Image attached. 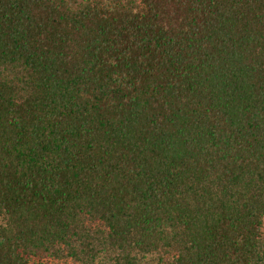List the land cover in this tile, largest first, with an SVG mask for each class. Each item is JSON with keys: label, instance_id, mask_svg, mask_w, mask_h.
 Returning <instances> with one entry per match:
<instances>
[{"label": "trees", "instance_id": "trees-1", "mask_svg": "<svg viewBox=\"0 0 264 264\" xmlns=\"http://www.w3.org/2000/svg\"><path fill=\"white\" fill-rule=\"evenodd\" d=\"M0 264H264V0H0Z\"/></svg>", "mask_w": 264, "mask_h": 264}]
</instances>
